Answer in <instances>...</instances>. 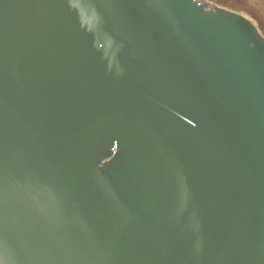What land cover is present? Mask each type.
I'll use <instances>...</instances> for the list:
<instances>
[{
    "label": "water",
    "instance_id": "obj_1",
    "mask_svg": "<svg viewBox=\"0 0 264 264\" xmlns=\"http://www.w3.org/2000/svg\"><path fill=\"white\" fill-rule=\"evenodd\" d=\"M0 264H264L259 27L0 0Z\"/></svg>",
    "mask_w": 264,
    "mask_h": 264
},
{
    "label": "rangeland",
    "instance_id": "obj_2",
    "mask_svg": "<svg viewBox=\"0 0 264 264\" xmlns=\"http://www.w3.org/2000/svg\"><path fill=\"white\" fill-rule=\"evenodd\" d=\"M226 8L250 18L264 32V0H224ZM254 18V19H252ZM257 25V26H258Z\"/></svg>",
    "mask_w": 264,
    "mask_h": 264
},
{
    "label": "flooded vegetation",
    "instance_id": "obj_3",
    "mask_svg": "<svg viewBox=\"0 0 264 264\" xmlns=\"http://www.w3.org/2000/svg\"><path fill=\"white\" fill-rule=\"evenodd\" d=\"M201 1H203V2H208V3H212V4H215V5H217V6H219V7H224V8H226V3H225V1L224 0H201ZM234 11V10H233Z\"/></svg>",
    "mask_w": 264,
    "mask_h": 264
},
{
    "label": "trees",
    "instance_id": "obj_4",
    "mask_svg": "<svg viewBox=\"0 0 264 264\" xmlns=\"http://www.w3.org/2000/svg\"><path fill=\"white\" fill-rule=\"evenodd\" d=\"M235 11V10H234ZM238 12V11H237ZM251 17V16H250ZM252 18V17H251ZM252 19H254V18H252ZM258 25V24H257ZM258 27H259V25H258ZM259 29H260V31H261V33L264 35V32H263V30L259 27Z\"/></svg>",
    "mask_w": 264,
    "mask_h": 264
}]
</instances>
